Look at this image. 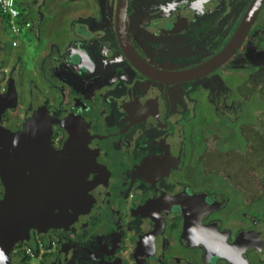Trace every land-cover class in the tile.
I'll return each mask as SVG.
<instances>
[{
  "label": "flooded vegetation",
  "instance_id": "af4514ba",
  "mask_svg": "<svg viewBox=\"0 0 264 264\" xmlns=\"http://www.w3.org/2000/svg\"><path fill=\"white\" fill-rule=\"evenodd\" d=\"M250 1L26 0L33 38L0 43L17 100L1 124L38 123L36 155L89 196L82 222L31 228L6 264H264V2L204 66Z\"/></svg>",
  "mask_w": 264,
  "mask_h": 264
},
{
  "label": "water",
  "instance_id": "95a60500",
  "mask_svg": "<svg viewBox=\"0 0 264 264\" xmlns=\"http://www.w3.org/2000/svg\"><path fill=\"white\" fill-rule=\"evenodd\" d=\"M126 2L127 0H118V6L124 7ZM263 2L264 0L250 1L229 43L219 54L204 64L205 70L208 69L207 66L221 62L232 53L245 36ZM16 101V91L13 86H9L5 91L0 90V178L3 185V196L0 198V262L2 264L7 263L12 246L26 238L31 228L37 229L40 234L64 229L66 228L64 225L71 223L72 219L82 222L86 218L85 211L88 208L87 191L75 198L74 189L72 190L73 180L70 182L65 180L64 173L72 166L61 164L56 157L42 158L36 155L42 148H37L30 139L36 138L37 134L40 135L39 137L44 136L32 130L41 127L38 123L32 125L28 120L18 131H11L1 124L3 112L7 108L14 107ZM36 121L37 119L34 120ZM47 134L49 135V132ZM47 142L49 143V138ZM70 142L72 143L69 141L66 145L67 149L64 148L59 152L63 155L68 154V151L72 153ZM81 156L83 154L79 157ZM83 160L85 161L86 158L84 157ZM37 167L38 173L30 172V168ZM84 175L86 176L80 173V176ZM79 185L83 186V181H80ZM82 186L80 191L83 189Z\"/></svg>",
  "mask_w": 264,
  "mask_h": 264
},
{
  "label": "built area",
  "instance_id": "2783aa9c",
  "mask_svg": "<svg viewBox=\"0 0 264 264\" xmlns=\"http://www.w3.org/2000/svg\"><path fill=\"white\" fill-rule=\"evenodd\" d=\"M0 15L4 18L6 31L13 35L17 34L21 26L27 28L30 24L26 17V0H0ZM16 41V38H12V44ZM2 72L5 74V71ZM3 84L4 81L1 85ZM24 250L32 253L29 247Z\"/></svg>",
  "mask_w": 264,
  "mask_h": 264
},
{
  "label": "rangeland",
  "instance_id": "374dc122",
  "mask_svg": "<svg viewBox=\"0 0 264 264\" xmlns=\"http://www.w3.org/2000/svg\"><path fill=\"white\" fill-rule=\"evenodd\" d=\"M242 3H244V0H240L239 8L241 7V9H242ZM101 12H103V9H101ZM263 12H264V9H263ZM36 13H38L37 8H34V7L30 8L29 15L34 17V15H36ZM238 13H240V11H237V16H238ZM12 38H16L18 40V42L19 41L23 42L25 40L27 41V39H32L33 35L30 31L27 30L26 27H23V26L20 27V30L15 35L8 33L7 31L4 30L3 26H0V43L6 42V41L10 42V40ZM30 48L27 49L28 53H30V50H31ZM26 61H28V60H26ZM235 138H236V140L240 139V136H238V129H236V128L233 131V139L235 140ZM32 261H34V262H32ZM32 261H31L32 264H37V261H35L34 259H32Z\"/></svg>",
  "mask_w": 264,
  "mask_h": 264
}]
</instances>
